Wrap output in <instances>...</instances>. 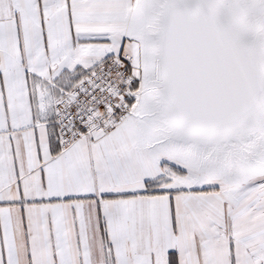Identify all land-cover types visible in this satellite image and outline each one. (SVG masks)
Segmentation results:
<instances>
[{"label":"snow or ice","instance_id":"1","mask_svg":"<svg viewBox=\"0 0 264 264\" xmlns=\"http://www.w3.org/2000/svg\"><path fill=\"white\" fill-rule=\"evenodd\" d=\"M0 264H264V0H0Z\"/></svg>","mask_w":264,"mask_h":264}]
</instances>
